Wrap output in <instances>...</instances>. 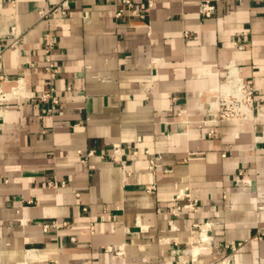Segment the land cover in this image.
I'll return each mask as SVG.
<instances>
[{
    "label": "crops",
    "instance_id": "obj_1",
    "mask_svg": "<svg viewBox=\"0 0 264 264\" xmlns=\"http://www.w3.org/2000/svg\"><path fill=\"white\" fill-rule=\"evenodd\" d=\"M64 1L0 0V264H264V2ZM228 69L255 123H202ZM48 91L58 105L30 99ZM178 194L195 214L171 215Z\"/></svg>",
    "mask_w": 264,
    "mask_h": 264
},
{
    "label": "built area",
    "instance_id": "obj_2",
    "mask_svg": "<svg viewBox=\"0 0 264 264\" xmlns=\"http://www.w3.org/2000/svg\"><path fill=\"white\" fill-rule=\"evenodd\" d=\"M69 0H65L66 3ZM120 2L121 6L126 7L127 9L131 8V2L130 0H117ZM248 2H264V0H246ZM214 6L209 1H203V3L200 6V14L204 18H210L214 14ZM54 11V9H51L50 11H47L45 13H42L41 17H45L49 12ZM122 10H118L115 14L116 18L121 17ZM185 37H188L187 34H185ZM18 38L12 39L9 44L6 46L10 49H15L18 46ZM43 51L46 56V67L45 72L50 75H56L58 73V69L55 65V63L51 59V50L54 45L52 36L47 33L44 35L43 38ZM238 49H243V45H238ZM232 69H228V75L227 79L224 80L222 84L219 85V87L209 92V98L208 101H206L203 106H201L202 111V123H207L210 125H219L222 123H244V122H256L259 118L256 116V112L258 109V106L254 103L255 98L258 95V91L252 86L251 81L244 80L236 75H231ZM200 98L203 96L200 95ZM32 100H38L40 102H48L53 106L58 105L59 101L56 96L53 95V91H48L41 93L39 96L31 97ZM53 108H50L46 110L47 115L52 114ZM179 118L182 117L180 114L177 115ZM180 120V119H179ZM185 119H182V124L185 125ZM217 136V130L211 129L207 133L208 138H214ZM94 152L89 151L85 156L78 153V156L80 157L81 161L83 163L86 162V159L94 156ZM137 156V153L135 151H132L129 154L130 159ZM159 157H150L148 159V169L152 171L153 173L156 172L158 169L159 164ZM121 174L123 178V184L125 183L126 179L131 175V169L129 165H121ZM237 179L235 180V184L244 183L243 180V173L241 171L237 174ZM65 182L60 181L59 183L56 182H50L48 183V187L51 189H58L65 187ZM147 193H151L155 190V185L152 184L149 187H146L144 189ZM76 197L79 198V195L76 194ZM225 198V196H224ZM182 201H186L185 203H181ZM199 206V201L197 198L189 199L185 197H181L180 194L175 196L172 199V211L171 215L174 217H178L181 215H188L191 216L197 212ZM85 211V209H83ZM67 223H51L43 225V230L46 232L50 228L59 229L60 227H65ZM197 225H194L193 227L196 228ZM225 249H229L232 253L238 254L239 251L242 248L241 243H232L230 245H224Z\"/></svg>",
    "mask_w": 264,
    "mask_h": 264
},
{
    "label": "bare ground",
    "instance_id": "obj_3",
    "mask_svg": "<svg viewBox=\"0 0 264 264\" xmlns=\"http://www.w3.org/2000/svg\"><path fill=\"white\" fill-rule=\"evenodd\" d=\"M234 72V71H233ZM233 75V74H232Z\"/></svg>",
    "mask_w": 264,
    "mask_h": 264
}]
</instances>
